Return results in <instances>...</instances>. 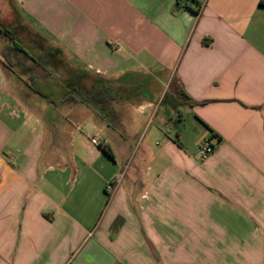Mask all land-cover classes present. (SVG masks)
Here are the masks:
<instances>
[{"label":"crops","instance_id":"obj_1","mask_svg":"<svg viewBox=\"0 0 264 264\" xmlns=\"http://www.w3.org/2000/svg\"><path fill=\"white\" fill-rule=\"evenodd\" d=\"M260 1L11 0L108 99L54 106L0 61V264H264Z\"/></svg>","mask_w":264,"mask_h":264},{"label":"trees","instance_id":"obj_2","mask_svg":"<svg viewBox=\"0 0 264 264\" xmlns=\"http://www.w3.org/2000/svg\"><path fill=\"white\" fill-rule=\"evenodd\" d=\"M259 5L264 7V0H261ZM12 8L18 19L15 26L3 23L0 18V61L7 69L13 72L32 93L54 106L65 102H74L76 98L79 99V97L81 100H83V98L84 100L86 98L89 100L94 99L97 103L108 99L106 81H97L102 88H98L94 92L92 91L91 85L92 79L88 78L86 74H76L75 72H72L73 74L68 76L65 82H62L45 65H43L41 57L38 55L33 56L25 43L27 38L25 41L20 39V35L23 34V31H21L23 28V21L13 5ZM36 37L39 36L36 35ZM42 43L45 44V46L49 44L48 41L44 39H42ZM46 48V50L54 49L52 47ZM82 79L84 80V83L89 85L82 88L83 90L79 88L78 83ZM181 94L183 97H187L185 94ZM99 107L103 111L108 110L105 103L101 104ZM99 147L110 159H113L110 151L106 150L102 145Z\"/></svg>","mask_w":264,"mask_h":264},{"label":"rangeland","instance_id":"obj_3","mask_svg":"<svg viewBox=\"0 0 264 264\" xmlns=\"http://www.w3.org/2000/svg\"><path fill=\"white\" fill-rule=\"evenodd\" d=\"M0 18L2 19L3 23L12 24V26H15L17 24L16 22L18 21V19L16 17V13L13 11L11 1L0 0ZM21 31H23L22 32L23 34H21V35L27 36L28 31H27V27H26L25 23H23V28L21 29ZM37 43H39V45H41L42 47L45 46V44H43L41 42H37ZM37 55H38V53H37ZM162 98H164V103L162 105V109L159 113V116H161L162 114L166 115V113H167L166 111L169 109L168 105H169V102L172 98L171 97V90L169 88L166 87V89L164 90ZM181 110H182V108H181ZM182 113L185 114L183 110H182ZM159 118L160 117H157L156 119H154L155 122L158 121ZM155 122H154V124H155ZM170 129H172V127H170Z\"/></svg>","mask_w":264,"mask_h":264},{"label":"built area","instance_id":"obj_4","mask_svg":"<svg viewBox=\"0 0 264 264\" xmlns=\"http://www.w3.org/2000/svg\"><path fill=\"white\" fill-rule=\"evenodd\" d=\"M182 6H186L187 5V2L188 0H177ZM91 142L94 144V145H103L105 144V141L101 138V137H98V136H95V137H91L90 138ZM213 147L212 145L207 141V140H204L202 143H201V146H200V151H201V155L203 157L207 156L209 153H211Z\"/></svg>","mask_w":264,"mask_h":264}]
</instances>
